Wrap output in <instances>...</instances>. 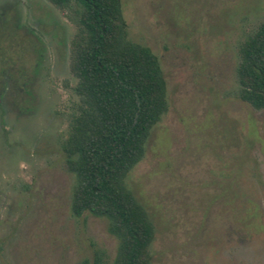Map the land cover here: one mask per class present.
<instances>
[{"label":"rangeland","instance_id":"1","mask_svg":"<svg viewBox=\"0 0 264 264\" xmlns=\"http://www.w3.org/2000/svg\"><path fill=\"white\" fill-rule=\"evenodd\" d=\"M122 3L129 38L158 55L167 81L169 110L126 179L156 225L153 264H264V109L238 98L237 74L264 0ZM0 21L37 37L34 54L0 63V264H80L97 251L112 264L107 220L71 211L74 11L0 0Z\"/></svg>","mask_w":264,"mask_h":264},{"label":"trees","instance_id":"2","mask_svg":"<svg viewBox=\"0 0 264 264\" xmlns=\"http://www.w3.org/2000/svg\"><path fill=\"white\" fill-rule=\"evenodd\" d=\"M49 1L72 9L77 25L70 46L77 100L62 147L65 168L76 179L72 214L107 220L117 240L112 264H153L156 225L126 179L169 110L160 59L129 38L122 0ZM239 57L238 98L264 109V23L241 43ZM80 264L107 260L97 251Z\"/></svg>","mask_w":264,"mask_h":264},{"label":"flooded vegetation","instance_id":"3","mask_svg":"<svg viewBox=\"0 0 264 264\" xmlns=\"http://www.w3.org/2000/svg\"><path fill=\"white\" fill-rule=\"evenodd\" d=\"M10 25H11V23H9L8 25H5L0 21V63L5 62L7 59H10L9 60L10 62H14L13 61V55L20 56L21 52H22L21 57L24 58V56H29L30 53L34 54V51H35V44L37 42V40H36L37 37H34L35 35L31 33L30 36L36 38L35 40H32V38H30L29 34L25 33L26 38L23 39L22 37H19L16 33L13 34V32H16V31H15V29H12L10 27ZM12 35H14L15 37L17 36L19 38L17 40V42L13 41L10 38ZM27 36H29V38H27ZM23 40H25V42ZM33 43H34V45H33ZM15 73L20 74L19 78L21 75H22V78H25L23 76V72H22V69L20 66H19V69L17 71H15ZM17 80L18 79H15L14 81H11V82L12 83H14L15 81L17 82ZM27 84H28V81H25L23 83L25 88H26Z\"/></svg>","mask_w":264,"mask_h":264}]
</instances>
